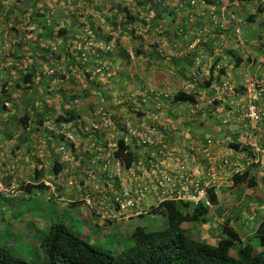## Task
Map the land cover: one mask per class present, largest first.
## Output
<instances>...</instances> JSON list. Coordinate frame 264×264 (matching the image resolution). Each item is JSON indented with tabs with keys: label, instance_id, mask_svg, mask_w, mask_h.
<instances>
[{
	"label": "rangeland",
	"instance_id": "374dc122",
	"mask_svg": "<svg viewBox=\"0 0 264 264\" xmlns=\"http://www.w3.org/2000/svg\"><path fill=\"white\" fill-rule=\"evenodd\" d=\"M166 1L169 13L172 9L175 10L173 4L169 3V0ZM192 1L199 9L201 4L200 1L202 0ZM217 1L221 11L217 23L218 26L223 29L221 32L222 34H224L225 29L231 31L234 23H241L246 20L247 16L253 13V11L255 13V4L251 7L250 5L247 6L246 2L238 3V1L231 2L229 0L228 4H226L225 0ZM116 2L121 1L0 0V29L7 30L5 25L8 24V28L9 26L13 27L16 31L24 33L25 37H27L26 43L18 45L17 42H15L16 46L14 49L12 46V42L15 41L13 34L7 31L5 33L2 32V42L0 46V74L6 75V68L11 71V74L17 75L12 76L13 79L20 77V74L26 71L38 74L43 72L44 74V76L36 75L34 77L33 74H31L30 79H36L34 84L39 85L36 94L25 90L23 84H19L20 88L18 90L14 89L11 92V103L24 105L28 98L35 100L37 103L35 104L34 110L28 109L32 122L29 123L30 126L25 133L22 132L21 127L15 126L14 122L11 120L12 116L17 114L11 103L6 102V108L2 109L1 104L3 103V95L0 94L1 176L15 175L19 181H24L28 179L29 176L27 175H31L29 181L34 182L35 179L32 174L33 169L35 167H41L43 169V177L53 179V182L46 180V184L50 187V190L55 192L56 183H60L64 184L67 193H70L74 184L77 183V176L75 178L73 173L77 172V165L79 162L74 160L73 152L70 149H66L65 146H62L63 143L67 144L71 141L74 143L75 149H80L81 143L84 146L88 145L94 147V142L90 143L88 138L82 133L86 131V133L90 135L91 127L93 129H98L100 126V129L105 128V133H107V135L104 136L108 139V148L112 147L116 139V130H106V127L113 125V129H116V126L113 123L116 122L115 120L118 117L120 118L118 122H125L127 117L134 111L130 104L132 102H137V97L142 93L145 85L149 87L151 86L150 82L154 83L160 81L157 83L165 85L164 89L168 90L166 94L175 91V87L178 85V81L174 79L176 76L163 67L156 70L157 72L151 73L149 76L150 82L146 81L147 77H143L145 75L143 69L147 65V58L146 56H142L144 60H141L139 54H134V48L131 49L136 43L134 36L141 33L138 29L134 33H132V30L140 23L132 21V28L120 29L122 32L121 41H119L118 44L124 45L127 47L129 53H133L132 56H130L131 54L128 55V59L114 50L115 46L112 45V39L109 41L107 47L105 43L102 46V41L99 40L105 41L108 39L109 34L112 36L114 34V32L109 30L108 27V22H112L114 13H109L108 10L109 7ZM123 2L129 3L130 0H123ZM135 2L136 0L129 5V13L127 14L124 12L125 16L128 15L129 17L131 12H135ZM20 5L27 8L29 14L33 13L34 10L40 9L45 12V15L37 17L31 24L33 18L31 19L29 14L27 18V14L19 15L15 10V8ZM8 8H14V13L13 16L5 22V16L3 14L4 10ZM143 12L145 13V11ZM197 13L203 14L199 11H197ZM152 14L153 13H149L147 16L150 17ZM258 15L259 17L254 18L252 23L243 25L244 30H251L254 33L252 36L250 35V38L253 39L252 42L256 41L257 43V35L261 34L262 37L264 36V13ZM141 16L145 17L144 14H141ZM164 16L167 17V19L161 27L149 29V37L154 36L155 33L164 36L166 32H169V34L164 36L167 39L172 36L173 31L177 28L182 35L187 34V20H183V23H180V26L181 24L184 25L179 28L172 26L170 22L172 14L167 16L165 13ZM208 16L209 14H207L206 17ZM121 18L124 19L125 17H123L122 14H119L117 20L119 21ZM195 19L196 18L193 16L192 20H190L191 22L187 21L188 25L193 29L194 27L192 26V23ZM28 20L30 22H27ZM178 20L179 19L175 20V24L179 23L180 20ZM196 21L197 20H195V23ZM90 22H93L94 25L91 26ZM60 28H64L66 32L59 33L58 30ZM115 33L114 37H119V34L117 32ZM240 35L244 36L245 33L239 32V40L238 42H235L231 32H228L227 37H230V39L228 38V41L224 43L225 47L229 45L234 47L237 43H244V39ZM77 36L82 39L77 40ZM94 36H96V38H94ZM84 39L90 40L84 45L86 49L88 48L85 53H87V55L90 54L87 56L86 62L78 65L75 61L83 59L84 56H82L83 52L78 51L76 48L82 44V40ZM262 41H264V37ZM197 42L198 40L192 42L186 47L187 50L192 48ZM249 43H251V41H249ZM97 44L101 45L102 48L95 51L94 47H97ZM105 47L110 48V52L106 53ZM166 47L168 48L167 43ZM241 47L242 49L238 50L233 48L235 56L237 55L236 53L243 55L242 62L238 66L235 65V59L232 58L230 63L227 64L222 56V61L226 62L225 65L227 66V69L234 67L233 73L228 70L227 75L234 80L233 82L235 84H238L239 82L242 83L245 79H249L248 76L253 78L258 77L253 75L257 72L258 67H261L258 59L263 57L261 55L264 54L263 48L261 54L258 55L255 51L251 52L250 48L248 49V46L245 44ZM12 48L16 52L24 51L25 60L19 61L11 58V54L9 53ZM68 49L69 51L71 50V52L74 51L71 57H73L75 61L72 60L63 63V57L56 59L53 55H61ZM112 52L113 54L111 55L110 53ZM227 54L230 55V53ZM247 59L248 61H245ZM251 60H254V63H252ZM162 62H164V60H162ZM213 62H209V66L212 65ZM50 65L54 66L52 70L49 69ZM220 65H224V63ZM98 69L99 72H97ZM12 71H15V73ZM61 74H64L65 77H61ZM51 76L53 77L51 78ZM8 79L9 83H12V78ZM229 91L232 92L231 90ZM236 92L237 91H234V93ZM50 94L52 96L49 98ZM45 98L48 100L47 105L49 111L53 113L52 117L45 120L42 125L47 126V131L51 133L49 136H46V134H42L39 130L35 129L38 127V125H36V120L39 118V113L44 111V105H42V102ZM105 98L108 99L104 100ZM40 102L41 106L39 105ZM105 102H107L106 105L102 107V104ZM224 105L223 101V109H225ZM199 106H201V104H199ZM40 107L43 109L41 110ZM149 107H152V113L147 112L145 116L142 117V124L138 123V125H141L149 131L151 135L160 138L162 133L152 130L151 123L153 124V122L157 123L160 121L159 118L154 120L153 116L157 115L165 117V115L160 112L153 113V106ZM65 111H72L78 114L80 116V123L77 126L72 123L67 125L63 124L64 126L59 130L56 128L57 125L56 127L53 126V119H55L56 115H63ZM125 111H127V113H124ZM98 117L100 124L96 123ZM170 117L172 118V115ZM165 119H167V116ZM81 122L86 123L85 127L81 126ZM186 122H188V120H186ZM42 126H39V129L43 130ZM76 130L78 131L77 134L74 132ZM80 132L82 133L79 134ZM23 135L29 137L30 140L26 142L25 145L23 144L20 146V149L17 150L19 152L16 151V154L13 157L11 149L14 148V145L17 142L16 138L23 137ZM4 136L7 137L5 138ZM173 138H175V136ZM52 139L59 140L60 145L55 146ZM103 139L104 138H102V140ZM169 147L171 148V146L168 145L167 148ZM74 155L76 154L74 153ZM3 163L5 165H3ZM108 167L111 170L112 167L109 165ZM150 168L153 170V165H151ZM114 169L115 167L112 168V170ZM133 170H141L142 177L140 178L139 176L137 178V175H135L134 172H128V176H126L123 171V175L120 176L119 179L123 187L133 188L134 183L142 184L147 180L151 181L153 179L152 175H154V172L150 174V172L140 167ZM91 175L92 174H88L85 182H87L89 188L93 189L94 187L89 185L92 181V179L90 180ZM77 188H80V186L77 185ZM240 189V187H237V192ZM152 190H154V188H151L150 190L148 189V191ZM242 191L244 192V189ZM234 192L235 190H233V193ZM48 196L49 192L46 190H34L31 195L26 197L21 195L14 198H6L0 195V239H2L15 254L29 262H36L38 260L39 252H41L39 251L40 249L38 250L41 243L40 238H43L46 235L51 224L58 221H63L70 230L86 242L109 253L121 251L133 244L134 240L131 237V231L135 226H142L149 230L161 229L165 226L164 217L161 215H145L144 218H122L112 225L105 223L102 225L94 224L93 221H97V218L90 215V207L70 206L66 201H56V198H53L52 201H48ZM249 196L252 198L249 197L243 202L234 201L233 198L227 196H225L227 197L226 200L221 197V201L219 199V206L222 207V209L227 206H238L236 209H243L244 213L249 216L246 219L243 217L236 219L235 221L237 222L236 224L234 223V226L240 233L243 241L249 240L253 244L258 245V237L254 235L253 232L258 225V223L255 224V222L261 221V218L259 217L264 212V201H262L263 198L258 199L253 198L252 195ZM214 209L215 206L211 213H213ZM218 214H220V212H218ZM191 225L192 227L195 226L194 224ZM184 227L185 229L187 228L186 225ZM3 229H6V233L1 236ZM205 229L206 228H203V233H205ZM19 230L24 231L25 234L19 233ZM215 240L216 239H210L209 242L214 243ZM236 248H239V244H236L235 248H232L230 252L234 257L238 256L237 250L235 251Z\"/></svg>",
	"mask_w": 264,
	"mask_h": 264
},
{
	"label": "trees",
	"instance_id": "16d2710c",
	"mask_svg": "<svg viewBox=\"0 0 264 264\" xmlns=\"http://www.w3.org/2000/svg\"><path fill=\"white\" fill-rule=\"evenodd\" d=\"M120 1L121 2L112 4L108 10L109 13H114L112 22H108L109 30L113 31L114 34L117 32L119 37H114V34L113 36L109 34L108 39L105 40V44L107 47L109 40L112 39V45L115 46V51L119 52V54H122L126 58L127 53L125 49L118 47V42L121 41L122 33L120 29L130 27L132 28V21L140 23L138 26L133 28L132 33L136 32L137 29L140 31L143 27L156 28V25L157 27H161L167 19V17L164 16L165 13L167 16H169L170 13H173L174 11V14H177L176 7L174 6L173 7L175 10L172 9L169 13L168 4L165 2L166 0H159L157 4L154 0H136L134 5L136 10L135 12H131L128 17V15H124V12L127 14L129 13V5L134 0H130L129 3H125L123 0ZM207 1L210 2V0ZM230 1L250 3L253 0ZM255 4V13H251L247 16V19L245 20L246 24L252 23L254 18L259 17L258 14L264 13V0H256ZM182 5L189 6L190 8L195 6L192 0H187L185 2L182 1L177 4V7L181 10L183 8ZM15 10L19 13V15L27 14L28 18L29 10H27V8L20 5L16 7ZM184 10L186 11V8ZM143 11L153 13L151 23H147L144 17L141 16ZM13 13L14 8H8L4 10L3 15L5 16V22H7V19L13 16ZM119 14H122L125 18H121L118 21L117 17ZM43 15H45L44 11H41L40 9L34 10L33 13L29 14V17H31V19L33 18L31 24L37 17H42ZM155 19H157L158 23L155 22ZM171 20L172 19H170V22ZM27 22L30 21L28 20ZM7 25L8 24L5 25L7 30L0 29V38H2V32L5 33L7 31L11 32L14 36L15 41L12 42L14 49L16 46L15 42H17L18 45L26 43L27 37H25L24 33H20L16 31L15 28L10 26L8 28ZM90 25L93 26L94 23L90 22ZM58 32L64 33L66 30L64 28H60ZM167 34H169V32H166L164 36ZM263 37L261 34H258V43L256 41L254 44L249 43V46H251V48H253L258 55L261 54L262 48L264 51V41H262ZM94 38H96V36H94ZM134 39L136 43L133 45V48L135 50V54L138 55L141 52L140 46H143L145 40L143 39L141 33L135 35ZM88 40L89 39L82 40V44H87V42L90 41ZM99 41L103 42L104 40ZM106 47L105 52H110V48ZM14 49L10 50V57L21 61L25 55L18 54ZM78 51L83 52L82 56H84V58L78 59L77 61L71 57L73 53L68 50H65L61 55H53L56 59L63 57V63L74 60L79 65L87 61V56L90 53L87 55V53H85L86 50H82V48H79ZM110 54L112 55L113 52ZM261 56L264 57V54ZM241 62L242 59L236 57L235 65L238 66ZM261 64L262 68H264V63L260 62V65ZM216 66L217 62L214 63V67ZM53 67L54 66L50 65L49 69L52 70ZM185 70L187 69L182 67L181 73H183ZM5 72L7 75L0 74L2 76L0 78V94L3 95V103L1 104L2 109L6 108V102L11 103V92L14 89L18 90L20 88L19 84H23L25 86L23 88L28 90V92L33 94L37 93L39 85H35L34 82L30 81V73H21L22 75H20V77H16V79L12 80L11 85L8 81V78H12L11 76L17 75L11 74V71L8 68L5 69ZM220 72H224V68H221ZM60 76L65 77L64 74H61ZM52 77L53 76H51V78ZM213 81L214 77L211 76L210 79L203 85V88L210 87L213 84ZM229 85H226L227 90ZM231 87L233 88V86ZM242 88L243 86L241 89ZM193 90L194 89L192 88L189 92L176 91V93L171 97V102L174 104H177L178 102H184L185 104L192 106V109L195 111L194 112L192 110L194 113H200L205 109L202 106H199L201 101L197 99V93ZM236 90H238V87H236ZM165 100H167V98ZM35 104H37L35 100L30 98L27 99L24 105L11 103L12 107L17 112V114L12 116L11 120L14 122L15 126L21 127L23 133L27 131L28 127L30 126L29 123L32 122L28 109L34 110ZM211 104L212 103H210V105ZM215 104H217L216 101L213 102L212 107H214ZM39 105L41 106V102ZM42 105H44V111L39 113V118L36 120V125H38V127L35 129L48 136L49 132L47 131V126L42 125L44 124L45 120H48L50 117H52L53 113L49 111L46 101H43ZM43 108H41V110ZM143 116H145V112L139 110L133 111L131 115L127 117V119H130V122H127L126 119V122L123 121L118 123L120 119L118 117L115 120L116 122L113 123L114 125H117L118 131L116 129V139L114 138L115 141L112 147L108 148V141L104 137L105 128L100 129V126L98 129H93L91 127L90 135H88L86 131L84 133H79L85 135L90 143L94 142V147H90L88 145L84 146L81 143L80 149H75L74 143L71 141H69L67 144H62V146H65L66 149H70L73 152L72 154L74 156V160L79 162L77 165V172L73 173L75 178L77 176V183L74 184V187L70 193H67L65 185L60 183H56L55 192L50 190V187L46 184V180L53 182V179L44 178L42 172L43 169L41 167H35L32 173L33 178L35 179L34 182L29 181V177H31V175H27L29 176L27 180L19 181L15 175L1 176L0 174V181L3 187L7 189L5 192H0V195L6 198H14L21 195L26 197L31 195L34 190H46L49 192L48 201H52L53 198H56V201H66L70 206L87 207L89 206L87 200H91L93 203L96 201L100 203L101 201L100 204L104 205L105 203L102 204V198H105V202L111 204V194L119 192V190H121L120 187H123L122 185H118V189L117 186L115 187L114 185L115 181H111L112 177L111 173H109L110 170L108 165H111L115 162H120L122 164L123 170H131L134 167H140L150 172V174L154 171L155 173L152 175L154 179L153 182L158 185L159 182L164 180V177L169 175L171 170L167 169L163 163L161 165L157 164L161 166V168H159V166H153L155 170H152L150 166L155 164V159L157 158H160L161 162L166 160L165 153L166 150H168L167 146L169 145V141L168 138H165L162 140H157L153 145H142V143H140V145L136 144L139 136L134 133L151 136L149 131H147L141 125H138V123L142 121ZM155 117L158 116L155 115ZM261 120L262 118L258 124L261 122ZM53 122V126L56 127L57 125L56 128L60 130L64 125L67 124L72 123L75 126L79 125L80 116L75 112L65 111L63 115H56L55 119H53ZM96 123L100 124L99 117L97 118ZM85 124V122H81L82 127H85ZM39 126H42L43 130L39 129ZM161 127L162 125L159 126L160 129ZM76 131H74L75 134L78 133V131ZM4 137L6 138L7 136ZM151 137L153 140L157 139L155 135H152ZM102 138L104 139L102 140ZM16 139L17 142L15 143L14 148L11 149V154L13 157L16 154V151L20 149V146L23 144L25 145V143L28 142V137L26 135H23V137H17ZM52 141L55 146L60 145L59 140L52 139ZM255 142L257 144L256 140ZM257 146L260 145L257 144ZM226 147L238 154L244 155L246 160L251 159L254 156L251 147L249 145L242 144L238 138L233 139L232 141L228 140L226 142ZM74 153L76 155H74ZM179 160L182 164L185 163L186 167L188 166L186 160L183 158ZM138 163L140 165H138ZM3 165L5 164L3 163ZM252 166L253 163L248 164L240 171L241 174L235 173L232 177L233 182H244L248 190H255L257 188V179L254 173H250ZM255 166L256 164H254V167ZM189 167L191 168V166ZM88 174L101 176V181L99 183L97 182V187L93 189L88 187L87 182H85ZM171 175L172 174H170V176ZM192 177L196 179L198 188L200 187L201 189L206 190V196L209 203H207V201H205L203 198L199 199L197 202H190L188 200H175L173 196L172 198H166L161 201L159 200L158 203L151 204L147 212L141 213L139 218H144L145 215H161L164 217L165 226L161 229L154 230H149L142 226H135V228L131 231V237L134 240L133 244L121 251L109 253L94 247L91 243L86 242L84 239L80 238L76 233L70 230L63 221H58L51 224L46 232V235L43 238H40L41 243L38 247V250L40 249L39 251L41 252H39L38 260L36 262H29L26 259H23L21 256L15 254L13 250L6 243H4L2 239H0V264H264V212L259 217L261 218V221L255 222V224L258 223V225L253 232L254 235L258 237V245L253 244L249 240L243 241L240 233L235 228L234 223L236 224V219H239L240 217L246 219L249 215L244 213L243 209H236L238 206H227L224 209L219 206L220 208L214 209L215 219L209 216L211 206L218 204L216 189L213 185L205 188L203 186L204 178L200 176L197 177L196 174H194ZM119 184H121L120 181ZM77 185L80 186V188H77ZM11 188H13L12 190L14 192H10ZM188 189L190 191H194V185L188 186ZM222 191L224 193V190H221L220 192ZM165 197L166 195L162 196V198ZM249 197L251 198V196ZM238 199L239 197L236 199V201H238ZM108 207L109 205H105V209H108ZM218 212H220V214H218ZM91 216L97 218L96 223L100 224V217L94 213H92ZM102 221L108 225L116 223L108 217H105V219H102ZM191 224H194L198 227H192ZM185 225L187 226L186 229L184 227ZM203 228H206L204 231L205 233H203ZM18 232L25 234V232L21 230ZM5 233L6 229H3L1 236ZM210 239L216 240L214 243H210ZM236 244H239V248L235 249V251L237 250L238 256L234 257L230 252L232 248H235Z\"/></svg>",
	"mask_w": 264,
	"mask_h": 264
},
{
	"label": "crops",
	"instance_id": "0c3cea01",
	"mask_svg": "<svg viewBox=\"0 0 264 264\" xmlns=\"http://www.w3.org/2000/svg\"><path fill=\"white\" fill-rule=\"evenodd\" d=\"M154 1L156 4L159 2V0ZM169 1V3L173 4L177 10L176 15L174 14L175 11L170 13V15L172 14V26L180 28L184 25L181 24L180 26V23H183V20L191 22L190 20H192L194 16L196 18L195 20H197L196 23L195 20L192 23L194 29L190 27L186 21V35H182L177 28L173 31L172 36L166 39L164 36H160V34L157 35V33H155L154 36L149 37L148 32L150 27H143L140 31L145 41L143 46L141 44V46L139 45L141 49L139 55L141 60H144L142 56H146L147 58V65L143 69V73H145L143 77H147V80L145 79L146 81L150 82L149 76L151 73L157 72L156 70L163 67L166 70L171 71L172 74L176 76L174 79L178 81V85H176L174 92L171 91V93L166 94L168 90L164 89L165 85L157 83L160 81H156L154 83L150 82L151 86L148 87L145 85L142 93L137 97V102H132L130 106L133 107L132 109L134 111L140 110L145 112V114L147 112L152 113V107L149 106H153V113L160 112L165 115V117L167 116V119L162 116H153L154 120L159 118L160 121L157 123L153 122V124L151 123L152 130L162 133V136L157 138V140L168 138L169 145H171V148H167L168 150H166V160L164 162L162 161L163 165L172 171L178 167L179 163H181L179 159L183 158L190 163L192 171L197 175V177L200 176L204 178L205 183L209 186L213 185L215 187L218 200L220 199L219 196L221 190H225L226 193L221 195L224 200L227 198L225 197L227 196V193L232 192V180H230L231 178H227L232 173L234 166L237 164L238 168L244 167V163L246 161L244 155L228 149L226 147V142L228 140L232 141L233 139L238 138L242 144L249 145L250 147H252L251 145H260V148L262 149L260 160L262 163H253L252 170L250 172L254 173L256 176L257 188L255 190H247L243 195L242 200L249 194L255 198H263L264 200V96L259 102L262 120L255 129H251L249 128L248 121L243 115V107L246 103V96L243 88L241 89V87L243 86L245 80L242 83L239 82L238 84H235L233 82L234 80L227 75L228 70L233 73L234 67L227 69V66L225 65L226 62L229 64L232 58L235 59V62L236 57L243 59V55L238 53H236L237 55L235 56L234 51V49L238 50L242 49V47L237 46L236 44L234 47L231 45L225 47L224 43L228 41V38L230 39V37H227V33L230 30L225 29L224 34L221 33L223 29H221L217 23L218 17L221 14L217 0H210V2L202 0L200 1L201 4L199 9L197 6L190 8L189 6L182 5L183 8L181 10L177 7V4L187 0ZM228 1L229 0H225V3L228 4ZM255 1L256 0H253L250 3L246 2V4L247 6L250 5L253 7ZM165 2L167 3V1ZM185 8L186 11L184 10ZM197 11L202 12L203 14H199ZM145 13L142 12L145 16V21H147V23H151L153 14L150 17L147 15L152 12L145 11ZM207 14H209L208 17H206ZM176 19L180 20H178V24H175ZM155 21L158 23L157 19H155ZM156 28H158L157 25ZM243 33H245L244 39L247 41L246 46H248V49L250 48L251 52H254L255 50L249 46V41H253V39L250 38V35H252L253 32L251 30H245ZM76 39L78 40L82 38L77 36ZM195 40H198V42L192 48L187 50L186 47H188ZM163 41L168 44V48L166 47V43ZM104 43L105 41L101 42L102 45ZM118 47L125 49L127 59L128 55H133V53L128 52L127 47L124 45L118 44ZM79 48H82V50L88 49H86L83 44L77 46L76 49L78 50ZM101 48L102 46L97 44V47H94V50L97 51ZM132 48L133 47H131V49ZM17 53L20 55L25 54L24 51ZM72 53H74V51ZM227 53H230L231 56ZM222 56L226 62L222 61ZM162 60H164V62H162ZM245 61H248V59ZM251 61L254 63V60ZM209 62H213V64L209 66ZM215 62H217L216 67H214ZM258 62L264 63V57L259 58ZM222 63H224V65H220ZM260 66L262 67V64ZM182 67L187 69L183 73H181ZM261 67H258L257 72L253 76H264V68ZM221 68H224V72H220ZM12 72L15 73V71ZM26 72L29 73V71ZM97 72H99V69ZM30 74H33V77L36 75L44 76L43 72L40 74L34 72ZM211 76L214 77L213 84L208 88H203V85L210 79ZM35 80L36 79L34 78L30 79L31 82H35ZM223 84H231L233 87H238V90H236V93L230 92L229 90L223 88ZM192 88L194 89L193 91H196L197 99L201 101V106L205 109L200 113H194L192 106H189L184 102H178L177 104L171 102V97L176 93V91L189 92ZM50 96L52 95L50 94L49 98ZM166 98L167 100H165ZM106 99L108 98H105L104 100ZM44 101L47 102V98H45ZM214 101H216L217 104L212 107ZM223 101L225 109H223L222 106ZM106 103L107 102L103 103L102 107L105 106ZM210 103L212 104L210 105ZM127 111L124 113H127ZM171 115L172 118L170 117ZM129 120L130 119L128 118L127 122H129ZM186 120H188V122H186ZM142 122L143 121L140 123L142 124ZM160 125H162L161 129L159 128ZM115 126L118 131L117 125ZM110 129H112V131L116 130L113 129V125L106 127V130ZM105 132L106 131L104 129V133ZM49 134L51 133L49 132ZM104 135H107V133ZM174 136L175 138H173ZM105 139L108 141L106 137ZM29 140L30 138L28 137V141ZM255 140L257 141V144ZM207 155H210V157L207 158ZM226 161H229L230 164L228 165ZM254 164H256L255 167ZM127 173L128 172L124 171L126 176H128ZM134 174L137 175V178L139 176L140 178L142 177L141 170L134 171ZM100 178L101 176L92 174L90 178L92 181L89 185L94 188L97 187V184L101 181ZM114 185L118 188L122 184H119V181H115ZM144 202H141L138 205L139 211L146 205Z\"/></svg>",
	"mask_w": 264,
	"mask_h": 264
},
{
	"label": "built area",
	"instance_id": "2783aa9c",
	"mask_svg": "<svg viewBox=\"0 0 264 264\" xmlns=\"http://www.w3.org/2000/svg\"><path fill=\"white\" fill-rule=\"evenodd\" d=\"M247 85L245 88V93H246V98H247V103L244 107V118L248 119L249 124L251 127H255L258 122L261 119V112H260V107H259V101L263 97L264 93V79H255L251 78L246 81ZM231 90V87H229ZM137 136H139V139L136 141V144L140 145H152L154 143V140L151 136L146 135V134H137L134 133ZM141 145V146H142ZM162 164L160 161V158L155 159V164L153 166L157 167ZM138 165H140L138 163ZM112 168L115 167L114 170H110L109 168V173H111V177H117L120 179V176L123 175V169H122V164L120 162H115L112 163L111 165ZM155 170V169H154ZM130 173H133L132 170L129 171ZM154 172V171H153ZM155 173V172H154ZM1 174V173H0ZM132 175V174H129ZM134 176V174H133ZM193 175L189 171V169L185 166V164H180L178 166V169L170 174L167 177H164V180L159 182L158 185H160L162 188H164L163 193L167 194H172V192H175L177 198H183V199H189L192 200L193 202H197L199 199H201L204 195V191L199 187H197V181L195 178L192 177ZM154 181V179L152 180ZM152 181L148 182L146 186L143 185H137V187H134L131 189L130 187H122L119 192H115L111 194V201L116 207L117 211L121 213L124 217L129 215V212L136 206L138 201L142 199L145 196V191L147 189L154 188L156 189L157 186H155ZM194 185V191H190L188 189V186ZM151 187V188H150ZM13 188L10 189V192H14L12 190ZM5 189L0 181V192H5ZM88 199V198H87ZM105 198H102V204L105 203L104 205H101L98 201L93 203L91 200H87V203L89 207H92L96 209L97 211H100L107 205L108 203L105 202Z\"/></svg>",
	"mask_w": 264,
	"mask_h": 264
},
{
	"label": "clouds",
	"instance_id": "9594fccd",
	"mask_svg": "<svg viewBox=\"0 0 264 264\" xmlns=\"http://www.w3.org/2000/svg\"><path fill=\"white\" fill-rule=\"evenodd\" d=\"M243 25H246V21L244 20V21H242L241 23H234V25H233V29L231 30V31H229V32H231V34H232V36L234 37V39H235V42H238V40H239V32L240 33H243L245 30L243 29ZM243 39H244V36H242V35H240ZM244 41V43L242 42V44H238L237 43V46H242L243 44H245L246 45V43H247V41L244 39L243 40ZM1 42H2V40H1V38H0V46H1ZM251 43H253L254 44V42H251ZM13 49V48H12ZM19 53H21L22 51H18ZM22 61H24L25 60V56L21 59ZM9 64V63H8ZM260 77V76H259ZM257 77V78H255V79H259V80H261V79H264V76H262V77ZM251 78H253V77H249V79H251ZM249 79H245V81H244V83H243V91H244V94H245V96H246V93H245V88H246V85H247V83H246V81L247 80H249ZM226 85L227 84H223V88H225L226 89ZM229 85V84H228ZM231 85V84H230ZM228 86V90H230L229 89V87H231V86ZM231 91L232 92H234V91H236V87H231ZM263 96H264V93H263ZM263 98V97H262ZM261 98V99H262ZM261 99H260V101H261ZM259 101V102H260ZM246 103H247V98H246ZM246 103H245V105H246ZM245 105H244V107H245ZM259 105V104H258ZM244 107H243V112H244ZM260 112H261V110H260ZM246 119V118H245ZM247 121H248V119H246ZM248 125H249V127L251 128V129H255L256 128V126L253 128V127H251L250 126V124H249V121H248ZM156 141H157V139H156ZM155 141V139H154V142H156ZM154 144V143H153ZM152 144V145H153ZM252 147H251V150H252V153H253V157L251 158V159H247L246 161H245V163H244V166H246V165H248V164H252V163H262V161L260 160V156H261V154H262V149L260 148V146H257V145H251ZM210 157V155H207V158H209ZM227 163H228V165L230 164V162L229 161H226ZM180 164H182V163H179V165ZM184 164V163H183ZM178 165V166H179ZM187 168L189 169V171L191 172V174L192 175H194V173H193V171H192V169L189 167V166H191L190 165V163L189 162H187ZM135 168H138V167H134L133 169H135ZM159 168H161V167H159ZM133 169H131V170H133ZM178 169V167H176L175 168V170L173 171H170L169 172V174H172V173H174L176 170ZM242 169H244V167H239L238 168V165L236 164L235 166H234V169L232 170V173L230 174V176L228 177L230 180H232V177H233V175L235 174V173H239V174H241V170ZM123 171H125V172H129L130 170H123ZM132 172H134V170L132 171ZM153 180V179H152ZM151 180V181H152ZM111 181H119V179L117 178V177H112L111 178ZM148 182H150V181H146V182H144V183H142V184H138V183H134V187H137V185H143V186H146V185H148L147 183ZM152 183L155 185V186H157L156 187V189H154V190H152V191H148V189H147V191H145V196L142 198V199H140L139 201H138V203L136 204V206L129 212V215L128 216H126V217H124L123 215H121V213H119L118 211H117V209H116V207L114 206V204L113 203H111V204H107V205H109V207H108V209H105V207L103 208V209H101L100 211H97L96 209H94V208H92V207H90V209H91V212H90V215L92 214V213H94L95 215H97L98 217H100L101 218V222H100V224L99 225H102V224H104V222L102 221V219H105V217H108V218H110L111 220H113V222H117L119 219H122V218H126V219H128V218H132V217H137L138 216V218H139V216H140V214L141 213H145V212H147V210H148V208H149V206L151 205V204H155V203H158L159 202V200L161 201V200H163V199H166V198H172L173 196H174V199L175 200H179V201H185V200H188V201H190V202H193L192 200H189V199H183V198H177V196H176V194H175V192H172V194H167V193H163V191H164V188H162L160 185H157V184H155L153 181H152ZM232 187H231V189H232V192H229V193H227V197H229V198H233L234 199V201H236V199L239 197V199H238V202H243L245 199H247V198H249V195H247L243 200H242V198H243V195L246 193V191L248 190L247 189V186H246V184L244 183V182H241V183H234L233 182V180H232ZM203 186L205 187V188H207V187H209V185L207 184V183H203ZM133 187V188H134ZM237 187H240L241 189L237 192ZM121 189H122V187H120ZM131 188V187H130ZM133 188H131V189H133ZM151 188V187H150ZM244 189V192L242 191ZM150 190V189H149ZM203 191H204V195H203V199L205 200V201H207V203H209V201H208V199H207V196H206V190H204V189H202ZM233 190H235V192L233 193ZM151 192V193H150ZM150 193V194H149ZM223 194H226L225 193V190H224V193L223 192H220V201H221V195H223ZM163 195H166V197L165 198H162V196ZM251 195V194H250ZM151 198V199H150ZM201 198V199H202ZM252 198V197H251ZM255 198V197H254ZM258 199H260V198H258ZM145 201V202H144ZM220 201L218 200V204L217 205H213V206H211V208H210V211H209V216H213V218L215 219V214H214V211H213V213H211V211H212V209H213V207L215 206V209L216 208H220L219 207V203H220ZM141 202H144V203H146V205L144 206V208L142 209V210H140L139 211V208H138V205L141 203ZM150 202V203H149ZM232 202V201H231ZM230 204V203H229ZM87 207H89V206H87ZM93 223L94 224H97L96 223V221H93ZM242 240H243V238H242Z\"/></svg>",
	"mask_w": 264,
	"mask_h": 264
}]
</instances>
